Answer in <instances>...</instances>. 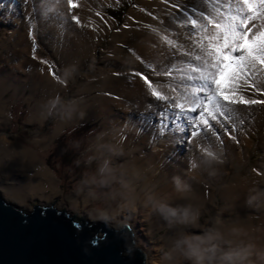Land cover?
Wrapping results in <instances>:
<instances>
[{
	"label": "rangeland",
	"instance_id": "1",
	"mask_svg": "<svg viewBox=\"0 0 264 264\" xmlns=\"http://www.w3.org/2000/svg\"><path fill=\"white\" fill-rule=\"evenodd\" d=\"M64 1L69 0H5V3H10L16 8L14 12L18 11L17 19L27 18L28 25H25L28 28L30 35L28 40L30 41L26 44H19L17 34L9 35L8 31L11 27L0 21V135L6 134L7 140L13 144L9 148L22 149L24 153L21 159L19 156L11 158L5 151L2 152V147H0L1 196L7 202L16 204L27 211L31 210L34 205H38L53 207L84 221L106 220L117 229L127 224L135 234L136 247L145 255L146 264H152L160 258V249L166 246L168 238L175 232L169 229L162 216L151 210L143 213L144 217L149 218V226L146 228V235L142 237L135 222H129L127 218L120 216L123 212L122 216H124L128 210L118 211L114 215L117 219L112 222L110 218L105 219L100 215V211L106 208L103 200H85L83 196L76 194L75 189L86 175L91 176L97 173L105 158L112 159L113 164L119 169L118 175L120 176L127 174L131 168V164L128 166L131 160L133 163L140 160L141 164L150 166L147 182L155 186L157 195L164 198L163 189L165 187L163 186L166 181L167 185L171 182V188H167V197H171L169 203L176 202L178 199L169 195L175 192L173 176L172 174L167 175L166 179L161 171L165 168L169 173L168 168L173 167L175 161L179 160V152L171 149V152L167 154L166 146L176 144L180 147L182 143L192 142L197 150V160L193 161L188 169H180L179 174L190 184L196 181L197 175L201 176L202 181L198 183H200L202 193L206 196L212 192L215 198L211 200V202L214 201V208L202 214L198 227H188L186 230L194 235H201L203 229L199 228L200 224L211 226L221 216L226 222L233 221L235 217H242V215L249 216V220L253 222L248 223L253 228H262V225L264 228V213H252L249 204L246 207L243 206L242 202L248 197L240 194L237 199L238 203L233 204L232 207L231 201L221 193V188L232 181H235L232 183L236 185L240 181L238 186L235 185V189L247 188L249 193L250 188L256 190L257 181L255 179L264 178V169L256 167V163L264 154V150L259 146L263 142L262 135L264 134V104L235 105V108L236 106L246 108L248 114L244 115L243 122L239 123V126L236 124L234 131L231 123H225L221 128L215 122L210 121L219 134V139L211 133L190 139L186 129L185 131L175 129L171 114L167 120L168 128L161 132L160 119L156 114L161 110V104L165 102L157 101L155 97H152L147 91L144 80L140 76L133 75L134 72H139L152 80L153 73L162 71L168 64V62L165 63L164 58L159 56L163 47L159 44L164 41L167 26L171 24L178 30L176 20L183 19L175 6H183L191 0H72V3L78 5L73 8L72 12L86 10L96 18L94 25L83 27L73 25L75 21L73 16L69 20L70 26L63 25L65 10L62 2ZM241 1L245 3L242 4V15L256 16L257 11L248 9V0ZM195 2L200 7L207 4L214 13L218 12L225 16L233 14V0L230 2L228 0H195ZM262 9L264 7L260 6L258 11ZM25 10L31 11L28 16L24 14ZM14 15L16 16L15 13ZM53 24L56 26L54 27ZM58 26L60 27L56 29ZM20 29H22L20 33L24 35L26 29L23 27ZM125 31L127 34L123 36L124 39L116 37V33L121 34L120 32ZM140 33L143 35H138ZM177 34L173 33V36ZM147 35L151 38L149 42L143 41ZM169 38L172 39V37ZM20 49L24 50L22 51L24 54L18 53ZM163 49L166 55L167 45ZM110 51L113 53L107 55ZM30 52L34 54L38 63L30 62L29 58L26 60L25 55H30ZM181 52V58L176 61L174 77L167 78L173 85L180 81L188 83L186 76L195 75L192 71L193 64L184 63L183 50ZM5 58L10 66H7ZM172 59L173 57L170 60ZM73 63L77 64L79 72L66 85L61 84L57 77L62 75L66 66ZM92 69H95L94 73L91 72ZM97 69L107 74L96 73ZM109 76L116 78L114 82H110L111 85L109 84L110 79L108 81ZM135 86H138L137 92L142 95L135 92ZM260 87L264 89V84ZM117 89H121V92L119 90L117 92ZM158 90L164 91L165 94L170 93V96L176 95V93H171L170 88ZM133 91L136 93L134 96L130 94ZM253 93V91H248L245 95L252 96ZM57 94L64 100H76L79 109L86 111V118L81 120L77 116L72 120H63L59 115L48 119L42 118L41 106ZM254 94L256 99L264 100V95L260 92ZM146 96L152 100H146ZM104 98L111 100V103L109 100L103 102ZM99 99L103 104H96ZM149 105L153 106L149 107ZM257 109L261 111V114L255 112ZM130 122L133 123L130 125ZM225 128L227 132L224 131ZM122 135L135 140L128 142L127 137L121 138ZM228 141L234 145L232 146L234 151L228 147ZM97 144L101 147L97 148ZM247 144L250 148L253 147V150L245 154L244 146ZM121 148L126 150L123 155L119 154ZM205 149L221 155L224 162L212 168L206 166L203 163L206 155ZM157 150L163 152L164 158L161 162L154 155ZM177 150L180 149L177 148ZM180 152L185 159L183 155L185 152L183 150ZM113 153L117 154L112 155ZM20 160L21 163L26 161L28 163L19 164ZM36 162L46 167L50 174L51 181L47 183L44 178L42 182L46 183L43 187L38 186L39 180L35 182L31 179V173H38ZM246 170L252 172L250 185L248 182L244 184L241 182L246 175ZM23 171L27 172L23 173ZM212 171H215V175H209ZM102 191L108 192V189ZM180 197L186 205L192 204L188 198L181 195ZM59 201L68 206H70V201H77V209L60 207ZM230 206L238 212L233 211L232 215H226L225 210ZM113 207L115 208V205ZM109 215L113 216V213ZM141 229L143 230V226Z\"/></svg>",
	"mask_w": 264,
	"mask_h": 264
},
{
	"label": "snow or ice",
	"instance_id": "2",
	"mask_svg": "<svg viewBox=\"0 0 264 264\" xmlns=\"http://www.w3.org/2000/svg\"><path fill=\"white\" fill-rule=\"evenodd\" d=\"M69 3L72 8L78 7L72 0ZM175 7L183 17L176 20V25L186 31L173 36V33H177V27L171 24L167 26L163 40L172 46L170 55L173 59L162 71H155L152 80L139 72L133 75L144 80L152 97L165 102L156 114L160 119L161 132L168 128L167 120L171 114L175 129H186L190 139L207 133L219 139L210 121L221 128L225 123H231L234 131L245 115L235 105L264 104V100L256 99L254 94L260 92L264 95V89L260 87L264 84V25L253 24L249 27V21L264 17L242 15V5H237L235 14L228 16L214 13L207 4L200 7L195 0ZM248 7L251 9L252 5ZM73 20L81 23L78 15L73 16ZM254 28L256 32H253ZM181 50L183 62L193 64L195 75L186 76L188 83L180 81L173 85L167 78L174 77L176 61L182 56ZM168 88L176 95L170 96V93L158 90ZM249 89L254 90L252 96L245 95ZM224 131L227 132V129ZM204 151L205 154L212 153L207 149Z\"/></svg>",
	"mask_w": 264,
	"mask_h": 264
},
{
	"label": "clouds",
	"instance_id": "3",
	"mask_svg": "<svg viewBox=\"0 0 264 264\" xmlns=\"http://www.w3.org/2000/svg\"><path fill=\"white\" fill-rule=\"evenodd\" d=\"M78 72L77 64H70L57 80L66 85ZM54 115H59L63 120H72L77 116L83 120L87 113L79 109L76 100H64L57 94L41 106L42 118L48 119ZM0 140L6 141V134L0 135ZM9 146L10 142L3 145L5 148ZM125 151L121 148L119 154L123 155ZM223 162L222 156L213 152L206 154L203 161L209 168ZM149 170L150 166L136 161L126 175L120 176L112 159L105 158L97 173L86 175L75 192L85 200H103L106 208L100 211V215L105 219L114 218L118 211H135L138 204L162 216L169 229L175 228L176 231L168 238L166 246L160 249V258L154 264H264V243L257 235H264V228L229 225L221 216L211 226H204L201 235L192 234L186 229L199 225L203 214L201 209L192 204L173 206L167 199L159 197L155 186L147 182ZM209 175H215V171ZM172 182L175 192L182 197L192 191V185L180 176L173 177ZM103 189H108V192H103ZM246 203L253 207H264V198L257 191L250 193ZM109 213H113V216Z\"/></svg>",
	"mask_w": 264,
	"mask_h": 264
},
{
	"label": "water",
	"instance_id": "4",
	"mask_svg": "<svg viewBox=\"0 0 264 264\" xmlns=\"http://www.w3.org/2000/svg\"><path fill=\"white\" fill-rule=\"evenodd\" d=\"M100 103L101 99L96 102ZM134 140L128 138V142ZM0 264H146V261L127 224L117 229L106 220H76L64 211L38 205L27 211L7 202L0 194Z\"/></svg>",
	"mask_w": 264,
	"mask_h": 264
},
{
	"label": "bare ground",
	"instance_id": "5",
	"mask_svg": "<svg viewBox=\"0 0 264 264\" xmlns=\"http://www.w3.org/2000/svg\"><path fill=\"white\" fill-rule=\"evenodd\" d=\"M62 1V0H61ZM7 2V1H6ZM54 2V1H53ZM228 2H230V0H228ZM241 2H244V1H241V0H233V14H235V11H236V9H237V5H242V4H245V3H241ZM264 2H262V0H248V3H247V5H252V8L251 9H253L254 11H257L256 12V16H254V17H264V9H262V10H259L258 11V9H259V7L260 6H263L264 7V4H263ZM8 5V6H7ZM62 6H63V9L65 10V18H64V24L63 25H67V26H70V21L69 20H71L72 18V16H76V15H78V17H79V19H80V21H81V23L80 24H77L75 21H73V25H75V26H78V27H83V26H86V25H94V23H96V18H95V16L93 15H91L89 12H87L86 10L85 11H73L72 12V10H74L72 7H71V4L69 3V1L67 2V1H64V2H62ZM16 8H14V6L11 4L10 5V3H5V0L4 1H2V0H0V19H3V20H0V21H2L3 23H5V24H7V25H9L10 27H8V28H10L9 30L10 31H8V34L9 35H11V34H13V33H15V34H17V36L19 37V39H18V42H20L19 44H23V43H27V42H29L30 40H28L29 38H30V35L28 34V28H27V25H28V23H27V18L26 17H24V19L23 18H20V19H17L18 18V16H19V13H18V11L17 12H14V10H15ZM24 9H27V8H25L24 7ZM248 9H249V7H248ZM63 10V11H64ZM31 11H24V14L26 15V16H28L29 15V13H30ZM14 13L16 14V16L14 15ZM216 14H219L218 12H216ZM64 15V14H63ZM225 16V15H224ZM45 17V16H44ZM4 19H5V21H4ZM58 19V18H57ZM50 21V20H49ZM52 21V20H51ZM55 21V20H54ZM99 21V20H98ZM62 22V23H63ZM94 22V23H93ZM100 22V21H99ZM50 23V22H49ZM25 24H27V25H25ZM56 24V23H55ZM253 24H256V25H264V19H253V20H251V21H249V27H251ZM54 25V24H53ZM62 25V26H63ZM50 26V25H49ZM56 25H54V27H55ZM21 27H23V28H27L26 29V33H24V35L23 34H21L20 33V30H22V29H20ZM60 26H58L56 29H58ZM44 28V27H43ZM62 28H64V26L62 27ZM67 28H69V27H67ZM47 29V28H46ZM53 29V28H52ZM63 31V30H62ZM122 31H124V30H122ZM186 31V29H184L183 27H179L178 28V30H177V33L179 34V33H183V32H185ZM257 31V29H253V32H256ZM90 32V31H89ZM43 33V32H42ZM91 33V32H90ZM127 33H126V31L125 32H121V34H117V36L116 37H118L119 36V38L120 39H124V35H126ZM147 33H145V35H146ZM42 35V34H41ZM49 35V34H48ZM121 35V36H120ZM138 35H143V33L141 34H138ZM158 34H156V36H157ZM62 36V35H61ZM135 36V35H134ZM59 37V36H58ZM136 37V36H135ZM139 38H141L142 39V37H139ZM33 39V38H32ZM114 39H115V37H114ZM137 39V38H136ZM170 39V38H169ZM57 40H59V39H57ZM66 40V39H65ZM64 40V41H65ZM137 40H139V39H137ZM145 40V42H149L150 40H151V38L150 37H148V35H147V37H144V39H143V41ZM249 40H250V42H251V37H249ZM42 42H44V41H42ZM80 42H81V40H80ZM144 42V43H145ZM162 42V44H161V46H163L162 47V49L160 50L161 51V53H160V57H162V58H164V61H165V63H167V62H169V60L172 58V56L170 55V52H171V49H172V46H170V45H168V44H166L165 43V41H161ZM71 43V42H70ZM143 43V42H142ZM143 43V44H144ZM141 44V43H140ZM167 45V54L165 55V53H164V47ZM75 46V45H74ZM77 47V46H76ZM146 48V47H145ZM25 49V48H24ZM84 49V48H83ZM22 51H24L23 49L21 50L20 49V51H18V53L19 54H24V52H22ZM84 51H86V50H84ZM32 52V51H31ZM29 53L30 55H25V57H26V60H27V58H29V60H30V62H35V63H38L37 61H36V59H35V56H34V54L33 53ZM78 53V52H77ZM110 53H113L112 51H110V52H107V55H109ZM117 53H118V51H117ZM84 54V53H83ZM9 55V54H8ZM80 55H82V54H80ZM86 55V54H85ZM3 56V55H2ZM55 56V55H54ZM68 56V55H67ZM66 56V57H67ZM165 56V57H164ZM170 56V57H169ZM6 57V56H5ZM105 59V58H104ZM109 59V58H108ZM5 61H6V64H7V66H10V64H8L7 63V58H5L4 59ZM33 60H35V61H33ZM10 61V60H9ZM112 62V61H111ZM107 67V66H106ZM9 68H14V67H9ZM103 68V67H102ZM18 69V68H17ZM101 69V68H100ZM23 70V69H22ZM98 70V69H97ZM15 71H16V68H15ZM103 71H105L104 69H103ZM91 72H95V69H92V71ZM98 72H101L100 70H98L96 73H98ZM107 72V71H106ZM102 73V75H106L107 73H104V72H101ZM88 74V73H87ZM83 75V74H82ZM110 75V74H109ZM4 76V75H3ZM19 76H20V74H19ZM49 77V76H48ZM99 77H101V76H99ZM103 77V76H102ZM111 77V78H110ZM84 78V77H83ZM104 78V77H103ZM105 78H106V76H105ZM109 79H110V81H109ZM115 79L116 78H113L112 76H109V78H108V81H109V84H110V82H114L115 81ZM52 80V79H51ZM107 80V79H106ZM123 80V79H122ZM117 81L118 82H121L120 81V79H117ZM17 81L15 80V83H16ZM37 82V81H36ZM35 83V82H34ZM11 84V83H10ZM107 84V83H106ZM111 85V84H110ZM138 86H135L134 87V89H135V92L139 95H142L141 93H139V92H137L138 91V89H136ZM118 90H119V92H121L120 90L121 89H117L116 91L118 92ZM248 91H253L254 92V90L253 89H249ZM134 91L133 92H131L130 94L131 95H136V93H135ZM258 98H262V97H260V96H257ZM146 100H152L151 98H149V97H147L146 96V98H145ZM144 99V100H145ZM109 100V99H108ZM107 99H105L104 98V100H103V102H106V101H108ZM110 101V103H111V100H109ZM147 102V101H146ZM114 103V102H113ZM103 104V103H102ZM85 105V104H84ZM127 105V104H126ZM115 106V105H114ZM153 106V105H152ZM85 107V106H84ZM83 107V108H84ZM105 107V106H104ZM121 107V106H120ZM126 107H128V106H126ZM261 107V106H260ZM82 108V107H81ZM236 108L237 109H240V110H242L246 115L248 114V112H246L247 110H246V108H244V107H242V106H236ZM119 110V109H118ZM120 111V110H119ZM255 112H257V113H259V114H261V111L259 110V109H257ZM119 113V112H118ZM110 118V117H109ZM244 118V117H243ZM237 125L239 126V123H237ZM262 140H263V142L261 143V145L259 144V146L264 150V134L262 135ZM9 141L8 140H0V147H2L1 149H2V152L3 151H5V153H7L8 155H10V157L11 158H15V157H17V156H19L20 157V159L21 158H23V155H22V153H23V150L20 152V151H18L17 149H12V148H5V147H3V145L4 144H7ZM33 142V141H32ZM42 143H43V141H42ZM167 143H168V141H167ZM12 143H10V145H11ZM13 145V144H12ZM227 145H228V147H230L231 149H232V151H234L233 150V147H234V145H231L230 143H229V141H228V143H227ZM98 146L99 147H101V145H99V144H97V148H98ZM233 146V147H232ZM96 147V146H95ZM164 147V146H163ZM178 149H180V150H177V148ZM171 149H173L175 152H179V156H178V159L179 160H177V161H175V164L173 165V167H171V168H168V171H169V173H167V169H162V171H161V174L167 179V175H169V176H171V174H172V176L173 177H175V176H180L181 177V175L179 174V170L180 169H188L189 167H191L190 166V164L193 162V161H196L197 160V150H196V148L193 146V144H192V142H187V143H182V144H180V147L178 146V145H176V144H172L171 146H166V150H167V154L168 153H170L171 152ZM140 150V149H139ZM181 150H183L185 153L183 154L184 156H185V159H183V156L180 154L181 152ZM244 150H245V154H248V151H250V150H253V147H249L248 146V144L247 145H245L244 146ZM8 151V152H7ZM13 151V152H12ZM26 152V151H25ZM29 152V151H28ZM86 152V151H85ZM132 152V151H131ZM151 152H152V150H151ZM21 154V155H20ZM24 154V153H23ZM29 154H30V152H29ZM135 154V153H134ZM148 154V153H147ZM154 155H155V157H156V159H158L160 162L162 161V159L164 158L163 157V152H162V150H160V151H156V152H154ZM137 156V155H136ZM141 157H142V155H140ZM19 157H18V160H19ZM166 157V156H165ZM32 158V157H31ZM177 158V157H176ZM190 158V159H189ZM153 159V158H152ZM28 160V159H27ZM33 160V159H32ZM166 160H167V157H166ZM140 161V160H139ZM27 163H28V161H26ZM26 162H22L21 163V160H20V163L19 164H22V165H24V163L25 164H27ZM35 162V161H34ZM33 162V163H34ZM143 162V161H142ZM30 164H31V162H30ZM126 164V163H125ZM129 164H131V166H132V164H133V160H131L130 161V163H128V166H130ZM143 164V163H142ZM157 164V163H156ZM162 164V163H161ZM167 164H169V161L167 160ZM36 165H37V170H38V173L37 174H32L31 173V179L32 180H34L35 182L37 181V180H39L40 181V183L38 184V186H42L43 187V185H44V183H48V182H50L51 181V178H50V174H49V171L47 170V168L46 167H43L39 162H36ZM152 165V164H151ZM161 166V165H160ZM159 167V166H158ZM256 167L257 168H259V169H264V154H262V157L259 159V161L256 163ZM125 168V167H124ZM127 168V167H126ZM163 168V167H162ZM28 169V168H27ZM122 169V168H121ZM34 171V170H33ZM24 172H27V171H23V173ZM246 172V175L243 177V179H242V183L244 184V182H248V184L250 185L251 184V182H252V178H251V176H252V172L251 171H249V170H246L245 171ZM128 173V172H127ZM226 175H228V174H226ZM44 178H46V182H42L43 181V179ZM166 179H165V181H166ZM218 179V178H217ZM219 180V179H218ZM257 182L255 183V185H256V190H252L251 188L249 189V193L247 192V188L246 189H242V190H240V189H235V187L236 186H238L239 185V182L240 181H238V184L236 185L235 183H232V182H235V181H232L231 183H229L227 186H225V187H222L221 188V193L223 194V196L224 197H226L228 200H230L231 201V205H232V207H233V204H236V203H238V201H237V199L240 197V194H243V196H245V197H248L249 198V195H250V193H255V192H260L261 194H262V198H264V178L263 179H258V178H256L255 179ZM197 181V182H196ZM196 181H194V183H192L191 185H193V187H192V191L190 192V193H188V194H186V198H188L189 199V201H190V203H192V205H194V206H196V207H199L200 209H201V211H202V213L203 214H205L207 211H209L210 209H212V208H214V201H212L211 202V200H213L214 198H215V195L212 193V192H210V193H208L206 196H205V194L204 193H202L203 191L201 190V188H200V183H198L199 181H202V177L201 176H199V175H197V177H196ZM211 181H212V178H211ZM213 181H214V179H213ZM161 184V183H160ZM236 185V186H235ZM162 186V185H161ZM171 186H172V183L171 182H169L168 183V185H167V181H166V184H165V186H163V187H165V189H163V191L165 192V197H164V199H166L167 198V200H168V202H169V199L171 198V197H167V188H171ZM29 187H31V186H29ZM42 187H40V188H42ZM37 188H39V187H37ZM34 189V188H33ZM32 192H33V190H31ZM30 191V192H31ZM38 192V191H37ZM10 193V192H9ZM161 193V192H160ZM26 194H28V193H26ZM31 194V193H30ZM156 194H158V193H156ZM40 195V194H39ZM170 196H172V197H174V198H176V199H178V201H176V202H172L171 204L173 205V206H180V205H182V203L181 202H183V204H185V201L184 200H182V198L180 197V194H178V193H176V192H171L170 194H169ZM7 197V196H6ZM24 198H27L28 199V197H24ZM30 198V197H29ZM50 198V197H49ZM248 198H246L242 203H243V206H247V203H246V201L248 200ZM13 199V198H12ZM18 199V198H17ZM42 199V198H41ZM176 199H174V200H176ZM173 200V201H174ZM180 200H181V202H180ZM69 204V203H68ZM77 205H78V202L77 201H70V206H68V205H66V204H64L62 201H59V206L60 207H62V206H65V207H67V208H69V209H71V210H73V209H77ZM186 205V204H185ZM138 207H137V210H135V211H127V213L126 214H124V216H122L123 215V213L120 215L121 217H123V218H127L128 220H129V222H135V224H136V227H137V230H138V232H139V234L142 236V237H144L146 234H145V232L147 231L146 230V228L149 226V222H148V220H149V218L148 217H144L143 216V213L144 212H149L150 211V209L149 208H145V207H143L142 205H140V204H138L137 205ZM251 211L250 212H252V213H256V214H263L264 213V207H253V206H251ZM233 211L234 212H238L237 211V209H235V208H231V206L230 207H227L226 208V210H225V213H226V215H232L233 214ZM120 216L118 217V218H120ZM247 216V217H246ZM73 217V216H72ZM249 216L248 215H242V217H235L234 218V220L233 221H226L225 223L226 224H229V225H233V224H235V225H237V226H239V227H243V228H248V229H251V228H253V226L251 225V224H249V223H251V222H253V221H251V220H249V218H248ZM76 217H74V219H75ZM117 219V217L115 218H110V220L113 222V220H116ZM77 220V219H76ZM80 220V219H79ZM162 220H160V222H161ZM249 222V223H248ZM260 222H262V220L260 221ZM111 223V222H110ZM207 224H208V222H207ZM161 225V224H160ZM201 226L199 227L200 229H203L204 228V224H203V226H202V224H200ZM143 226V230L141 229V227ZM198 227V226H197ZM262 228H263V225H262ZM198 229V228H197ZM149 230V229H148ZM176 231V229L175 228H173L172 229V231ZM196 230V229H195ZM199 231V230H198ZM135 235V234H134ZM168 235V234H167ZM257 235H260V242L261 243H264V236L263 235H261V234H259V233H257ZM139 236V235H138ZM141 237V238H142ZM146 238V237H145ZM168 241V240H167ZM155 243V242H154ZM161 244V243H160ZM167 244V243H166ZM162 246V245H161ZM140 247V246H139ZM154 247V246H153ZM142 248V247H141ZM159 253V252H158ZM158 255V254H157ZM156 261V260H155ZM152 264H154V262L152 263Z\"/></svg>",
	"mask_w": 264,
	"mask_h": 264
},
{
	"label": "crops",
	"instance_id": "6",
	"mask_svg": "<svg viewBox=\"0 0 264 264\" xmlns=\"http://www.w3.org/2000/svg\"><path fill=\"white\" fill-rule=\"evenodd\" d=\"M120 33H121V32H120ZM117 34H118V33H116L115 35L117 36ZM147 44H149V43H147ZM154 45H155V43H154ZM159 45L161 46V44H159ZM39 87L42 88V86H39Z\"/></svg>",
	"mask_w": 264,
	"mask_h": 264
},
{
	"label": "trees",
	"instance_id": "7",
	"mask_svg": "<svg viewBox=\"0 0 264 264\" xmlns=\"http://www.w3.org/2000/svg\"><path fill=\"white\" fill-rule=\"evenodd\" d=\"M75 219L79 220V218H75Z\"/></svg>",
	"mask_w": 264,
	"mask_h": 264
}]
</instances>
